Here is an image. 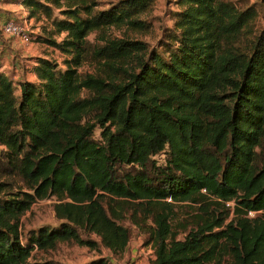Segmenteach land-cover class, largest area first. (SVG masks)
<instances>
[{
    "label": "trees",
    "instance_id": "1",
    "mask_svg": "<svg viewBox=\"0 0 264 264\" xmlns=\"http://www.w3.org/2000/svg\"><path fill=\"white\" fill-rule=\"evenodd\" d=\"M20 1L32 16L59 10L52 26L65 36L47 41L66 59L64 68L38 59L19 97L0 72V264H49L33 252L61 243L98 246L82 234L120 254L131 238L124 221L152 246L150 264H264L259 9L177 0L172 28L149 48L134 35L150 29L141 16L155 0L96 11L97 0ZM83 63L94 73L80 74ZM50 197L59 225L24 240L21 216Z\"/></svg>",
    "mask_w": 264,
    "mask_h": 264
},
{
    "label": "rangeland",
    "instance_id": "2",
    "mask_svg": "<svg viewBox=\"0 0 264 264\" xmlns=\"http://www.w3.org/2000/svg\"><path fill=\"white\" fill-rule=\"evenodd\" d=\"M97 1L98 6L94 9L95 11L107 9L118 0ZM176 1L177 0H155L148 9V14L146 13L141 16L150 24V29L145 33L138 32L134 36L145 42L149 48H157L163 38L164 32L167 31V29H171L173 26V13L179 8ZM234 1H236L239 7L255 5L260 12L255 20L254 29L258 30L264 27L259 0ZM30 13V9L20 0H0V72H4L12 81L14 93L17 97H19L20 94L19 85L21 79L30 75L35 76L34 68L37 65L38 59L46 58L57 63L60 68L65 67V54L47 41V39L50 38L55 39L57 42H61L65 36V33H54V28L52 26V19L61 17L59 10L53 9L50 19L44 17L40 13L35 16H32ZM7 19H15L17 22L23 21V19L30 20V22H32V29L34 30L30 40L25 42L17 37H7L4 35L1 31V26ZM110 33L116 36L119 35L120 32L111 29ZM94 37V34H90L88 39L93 41ZM6 57H8L7 60ZM1 61L7 62L6 68L1 65ZM13 62L20 64L17 71H15L12 65ZM94 71V65L90 63H83L78 68L80 74L84 72L94 73ZM34 80L36 81V76ZM100 131L98 126L94 130L93 137L98 141L101 140ZM164 158V154L154 156V159L159 165L164 163ZM55 202V197L39 200L21 216L20 225L24 240L31 230H38L42 227L54 228L59 225L60 221L55 218L53 210ZM227 205H230V203ZM186 208L187 207L184 205L177 209L180 214H184ZM252 214L249 215L252 216ZM124 225L130 228L131 238L125 251L120 254H113L109 249L103 247L100 244L99 237L96 235L82 234L84 238L88 237L89 239L97 241L98 246L96 248H89L86 246H78L73 243H61L51 251H34L31 260L47 262L49 264H89L93 261L104 259L107 260L109 264H150V260L153 258V248L150 244H145V235L140 233L136 227L128 221H124Z\"/></svg>",
    "mask_w": 264,
    "mask_h": 264
},
{
    "label": "built area",
    "instance_id": "3",
    "mask_svg": "<svg viewBox=\"0 0 264 264\" xmlns=\"http://www.w3.org/2000/svg\"><path fill=\"white\" fill-rule=\"evenodd\" d=\"M1 30L7 37H17L22 41H29L31 34L34 32L32 29V22L27 19L17 22L15 19H7L1 26ZM252 214V212H250Z\"/></svg>",
    "mask_w": 264,
    "mask_h": 264
},
{
    "label": "crops",
    "instance_id": "4",
    "mask_svg": "<svg viewBox=\"0 0 264 264\" xmlns=\"http://www.w3.org/2000/svg\"><path fill=\"white\" fill-rule=\"evenodd\" d=\"M12 49H13V48H12ZM13 51H14V49H13ZM12 56H13V55H12ZM7 58H8V57H6V60H7ZM1 62H2L1 65H2L4 68H6V66H7V62H6V61H5V62L1 61ZM12 65L14 66L15 71H17L18 68H19V66H20V64H19V63H16V62H13ZM34 78H35V76L30 75V76H26V77H24L23 79H21V81H23V80L33 81Z\"/></svg>",
    "mask_w": 264,
    "mask_h": 264
}]
</instances>
